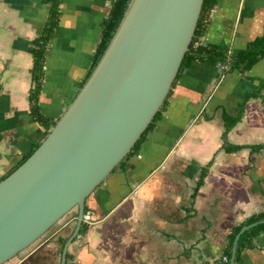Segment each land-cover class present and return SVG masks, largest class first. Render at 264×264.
Wrapping results in <instances>:
<instances>
[{
  "label": "crops",
  "instance_id": "0c3cea01",
  "mask_svg": "<svg viewBox=\"0 0 264 264\" xmlns=\"http://www.w3.org/2000/svg\"><path fill=\"white\" fill-rule=\"evenodd\" d=\"M114 0H62L46 51L41 112L58 120L91 69L101 24ZM44 0H0V176L49 130L33 116L31 41L45 26ZM204 39L237 55L264 36V0H217ZM246 100V101H245ZM241 119L223 147V113ZM264 56L243 72L196 60L182 70L161 117L137 152L86 199L93 222L73 238L67 264H219L233 227L264 211ZM205 179L193 199L203 168ZM68 212L4 264H61L77 224ZM238 264H264V232Z\"/></svg>",
  "mask_w": 264,
  "mask_h": 264
},
{
  "label": "water",
  "instance_id": "95a60500",
  "mask_svg": "<svg viewBox=\"0 0 264 264\" xmlns=\"http://www.w3.org/2000/svg\"><path fill=\"white\" fill-rule=\"evenodd\" d=\"M204 0H131L108 47L34 152L0 180V264L17 256L87 197L130 152L162 107L195 33ZM264 223L241 227L240 236Z\"/></svg>",
  "mask_w": 264,
  "mask_h": 264
},
{
  "label": "trees",
  "instance_id": "16d2710c",
  "mask_svg": "<svg viewBox=\"0 0 264 264\" xmlns=\"http://www.w3.org/2000/svg\"><path fill=\"white\" fill-rule=\"evenodd\" d=\"M44 1L49 5L48 6L49 12H48L47 20L45 22L44 29L42 33L39 36L35 37L31 41L30 45L27 47V50L32 54L33 57V65L30 70L32 87L29 92V101H30L31 112L35 117V119L41 125H43L47 130L50 131L54 127L56 120H54L49 116H46L41 112L39 105V97L42 88V78L44 74V61H45L46 51L51 39L55 34V31L59 23L60 5L62 0H44ZM130 2L131 0L113 1L106 18L102 21L101 38L96 47V51L93 56L92 66L91 69L89 70L87 78L90 76L91 72L96 67L102 55L104 54L106 48L108 47L112 37L114 36L117 28L119 27L125 15V12ZM216 4H217V0H204L195 33L193 35L189 49L185 53V56L181 62L174 83L178 79V76L180 75L182 70L187 66L191 65L196 60L204 61L210 64H217L218 62H222L226 65L225 71H231L237 69L243 72L245 70L250 69L261 57L264 56V36H257L251 41H249L246 47L242 49L237 55H231L228 52H226L224 48H222L220 45L208 42L204 39V35L208 23L210 22L211 19V10L215 7ZM87 78L85 79V81L87 80ZM85 81L81 84V87L83 86ZM170 93L171 90L168 96L170 95ZM167 98L165 99L160 110L154 116L153 120L150 122L149 126L142 133L141 137L136 141L130 152L123 158V160L120 162L119 165H121L130 154L138 151L141 143L144 141L147 134L153 129L155 122L161 117L162 111L167 103ZM245 101L241 103L239 112L236 115H232L228 112L223 113L224 131L222 133V140H223L222 147L226 151H236L242 147H245L244 145L232 144L231 142H229L227 138L229 130L242 117ZM41 142L42 141L33 142L31 144L30 149L21 158L19 163L16 164L14 167H12L6 174L0 176V180H2L4 177L9 175L20 164H22L34 152V150L40 145ZM250 147L253 150H259L261 148H264V145L258 144V145H251ZM209 165L210 163L203 168V171L201 173V176L197 182V185L193 193V199L195 198L197 191L204 182ZM86 209L87 208L85 206V211ZM263 218H264V211L256 212L251 214L245 220H243L242 222H240L239 224L233 227L232 231L229 234L228 243L224 251V256L227 257V260L221 258L219 264H229L232 254L233 242L236 234L241 229V227L251 222L261 220ZM87 227L88 224L83 221L79 233L83 232ZM263 232H264V223H260L250 228L249 230L245 231L240 236L236 246L235 264H238L242 253L246 249L252 248L255 245L256 237ZM66 241L67 239H63L60 242L61 252L63 250ZM68 259H69V255L67 253V260Z\"/></svg>",
  "mask_w": 264,
  "mask_h": 264
},
{
  "label": "built area",
  "instance_id": "2783aa9c",
  "mask_svg": "<svg viewBox=\"0 0 264 264\" xmlns=\"http://www.w3.org/2000/svg\"><path fill=\"white\" fill-rule=\"evenodd\" d=\"M213 11H214V9L211 10V12H213ZM217 64H218V66L222 67L223 69L226 68V65L222 62H218ZM93 214H94V212L92 210H90V209L86 210L84 212V215H83V221L86 222L87 224H91L93 222ZM223 259L227 260V257L224 256Z\"/></svg>",
  "mask_w": 264,
  "mask_h": 264
},
{
  "label": "rangeland",
  "instance_id": "374dc122",
  "mask_svg": "<svg viewBox=\"0 0 264 264\" xmlns=\"http://www.w3.org/2000/svg\"><path fill=\"white\" fill-rule=\"evenodd\" d=\"M77 209H78L77 207H74V208H73V209H71L70 211H72V210H77ZM70 211H69V212H70ZM30 246H31V245H30Z\"/></svg>",
  "mask_w": 264,
  "mask_h": 264
}]
</instances>
